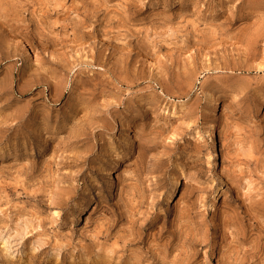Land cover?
Listing matches in <instances>:
<instances>
[{"label": "rangeland", "instance_id": "374dc122", "mask_svg": "<svg viewBox=\"0 0 264 264\" xmlns=\"http://www.w3.org/2000/svg\"><path fill=\"white\" fill-rule=\"evenodd\" d=\"M0 264H264V0H0Z\"/></svg>", "mask_w": 264, "mask_h": 264}, {"label": "bare ground", "instance_id": "6f19581e", "mask_svg": "<svg viewBox=\"0 0 264 264\" xmlns=\"http://www.w3.org/2000/svg\"><path fill=\"white\" fill-rule=\"evenodd\" d=\"M218 102L217 101H213L212 102V109L215 110L216 108H218ZM209 137H210V141H212L214 144H216V134H215V127L213 124L209 125ZM178 182L176 181L175 184H177ZM176 186V185H175Z\"/></svg>", "mask_w": 264, "mask_h": 264}]
</instances>
